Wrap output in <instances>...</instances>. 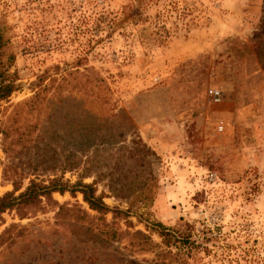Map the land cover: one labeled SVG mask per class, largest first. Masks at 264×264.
Listing matches in <instances>:
<instances>
[{
	"label": "rangeland",
	"instance_id": "1",
	"mask_svg": "<svg viewBox=\"0 0 264 264\" xmlns=\"http://www.w3.org/2000/svg\"><path fill=\"white\" fill-rule=\"evenodd\" d=\"M0 40V70L18 85L0 101V125L32 131L8 168L26 173L21 190L53 172L75 182V159L104 182L157 180L153 201L134 207L141 219L104 220L68 191L23 218L6 210L0 264H154L121 233L159 243L149 221L190 225L207 249L190 264H264V0H0ZM103 138L139 163L122 151L95 158ZM7 163L0 134V196L13 189Z\"/></svg>",
	"mask_w": 264,
	"mask_h": 264
},
{
	"label": "trees",
	"instance_id": "2",
	"mask_svg": "<svg viewBox=\"0 0 264 264\" xmlns=\"http://www.w3.org/2000/svg\"><path fill=\"white\" fill-rule=\"evenodd\" d=\"M1 47L2 43L0 42V48ZM92 87H94V84L89 87L85 86L84 90L86 92H94V88L92 89ZM17 88L18 85L11 81H7L2 70H0V101L6 99L11 92ZM103 89H106V87L103 86ZM43 90H46V88L39 87V91L36 92L33 98H38L39 93ZM105 91L108 90L106 89ZM6 122L7 121H4L0 125L3 151L6 154L8 162L4 166V175L6 177H12V175H17L16 168L14 172H11L12 174L8 172V168H10L13 164L15 154L17 153L16 144L26 146L30 141L29 134H31L32 131L28 129L26 132L20 134L18 132L16 133L15 130L12 129V126L10 124H6ZM90 124L94 125V122H91ZM84 131L86 132V136L91 134L87 128H84ZM102 140L107 142V145L102 146L101 148L96 146L95 149H93L95 150V158L100 151L111 153L112 155H116L118 153L117 151H122L127 154L129 166L139 163L140 160L134 157V148H127L126 146L117 147L113 142L110 143L104 138ZM84 162L85 163L82 165L79 164L78 159H75L72 160L71 164H69L68 167L71 170L80 168L82 171L80 177L73 183L69 180H63L62 176H57L56 173L53 172L54 176H48L46 179H38V177L29 178L28 184L23 190H21L22 180L25 178L26 173L23 171L18 172V178L15 176V178L11 179L13 189L6 191L0 196V224L3 222L2 214L6 210L14 209L20 218H23L28 213H34L43 208V202L45 204H57V202H55L52 198V193L59 192L60 194H64L66 191L74 197L76 194L80 193L83 201L87 203L89 209L99 213L103 218L108 213L112 214L113 221L120 218L126 219L130 215L134 214L140 219L142 218L143 213H138V210H134V207L135 205L148 206L153 201L155 192L153 187L157 185V180L153 176H149L141 180L138 178H125L122 181L117 180V183H115L113 179L108 180L109 182H104L101 175L92 176V168L95 165H93L90 160H85ZM31 169V171L34 170L32 167ZM31 174H35V172H32ZM87 176L93 177L90 182L84 181V177ZM99 184H103V189L98 193ZM18 191L19 193L15 194ZM106 192H112L115 196L125 199L128 207L121 208L119 206H109L104 202V197L107 196ZM64 209L69 208L63 205L59 206V210ZM78 211H81V209H78ZM127 223L130 222L127 221ZM105 224L107 226H111L109 222H105ZM185 226L186 227L179 228L168 227L161 222L149 221L147 227L158 234L161 239L159 243L154 242L149 235L139 231L132 233L129 231H123L121 233H129L130 236L138 238L135 242H129L128 246L130 247V250L132 252L144 251L152 253L154 255V264H190L189 257H191L194 248H201L203 250L207 249L203 246H196L192 237L193 233L190 225L185 224ZM173 248H175V250H173Z\"/></svg>",
	"mask_w": 264,
	"mask_h": 264
},
{
	"label": "built area",
	"instance_id": "3",
	"mask_svg": "<svg viewBox=\"0 0 264 264\" xmlns=\"http://www.w3.org/2000/svg\"><path fill=\"white\" fill-rule=\"evenodd\" d=\"M209 94L211 95L213 100L216 101V102H219L221 100V98H222V93L218 89H210L209 90ZM219 129H221V127Z\"/></svg>",
	"mask_w": 264,
	"mask_h": 264
}]
</instances>
